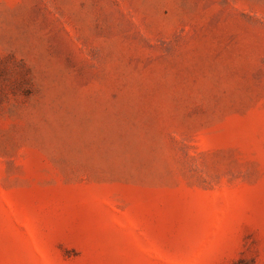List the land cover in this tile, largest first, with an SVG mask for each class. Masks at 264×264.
<instances>
[{"label":"rangeland","instance_id":"obj_1","mask_svg":"<svg viewBox=\"0 0 264 264\" xmlns=\"http://www.w3.org/2000/svg\"><path fill=\"white\" fill-rule=\"evenodd\" d=\"M0 264H264V0H0Z\"/></svg>","mask_w":264,"mask_h":264}]
</instances>
